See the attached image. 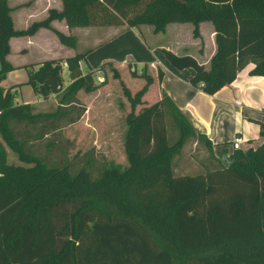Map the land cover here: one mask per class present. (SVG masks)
Returning a JSON list of instances; mask_svg holds the SVG:
<instances>
[{
    "label": "trees",
    "instance_id": "1",
    "mask_svg": "<svg viewBox=\"0 0 264 264\" xmlns=\"http://www.w3.org/2000/svg\"><path fill=\"white\" fill-rule=\"evenodd\" d=\"M11 10L0 0V264H264V118L260 144L226 149L204 169L184 172L177 157L201 135L165 93L136 111L154 81L149 63L141 69L129 63L132 76L145 79L135 93L114 60L94 69L87 52L32 64L36 93L60 95L52 111L16 101L15 85H4L14 68L12 36L47 27L77 46V36L54 20L70 28L150 24L155 32L191 22L195 37L210 21L217 50L209 67L190 53L161 50L176 68L192 67L190 82L213 94L250 63L252 74L264 75V0H62L61 9L22 29ZM107 69L121 79L132 107L124 135L128 165L111 161L94 173L91 160L75 168L64 156L71 142L62 129L86 110L78 91L108 83ZM96 71L105 72L103 80ZM8 148L22 164L9 162Z\"/></svg>",
    "mask_w": 264,
    "mask_h": 264
},
{
    "label": "crops",
    "instance_id": "2",
    "mask_svg": "<svg viewBox=\"0 0 264 264\" xmlns=\"http://www.w3.org/2000/svg\"><path fill=\"white\" fill-rule=\"evenodd\" d=\"M8 2L12 7L11 16L14 26L18 29L27 28L34 21L45 18L52 7L62 8V0H8ZM209 23L210 21L201 22V35L195 37L193 35L194 25L191 22H170L165 30L155 32L153 25L150 24H141L138 27L99 25L70 28L64 20H54L52 24L56 28L77 36V46L70 47L63 44L58 36L47 27H41L32 35L12 36L10 39L11 52L8 58L14 68L7 73L4 85H15L16 101L18 102L33 103L41 111H46L51 104L56 107L59 94H51L48 98L41 97L29 82L31 65L33 64V68H36L37 62L45 59L65 58L77 52H87L86 60L94 68L96 63H93V60L97 59L94 55L99 47L123 34L124 31L133 30L137 38L147 46L152 54L155 55L157 50L161 52V54L155 55V60L143 61L139 67L135 62L140 69L144 63H149V72L154 77V81L143 95V103L138 105L137 111L144 105L158 101L165 93L201 135L196 136L199 142L195 140L190 143L191 149L183 148V161L178 162L180 170L189 172L191 168L204 169L213 161L216 162L222 151L226 149L232 151L230 142L236 134L242 135L244 139L242 148L260 144L263 141L260 135V121L264 118V75L251 73L254 63L241 69L230 84L210 94L190 82L189 77L194 73L192 67L176 68L163 54L161 48H170L176 53H190L209 67L210 59L217 50L215 28L212 22L211 29L205 30ZM170 28L176 34V39L173 42L165 43L161 41L160 37L169 33ZM82 31L87 32L84 39L79 33ZM185 32L189 36L188 42L184 40ZM102 36L105 37L102 38ZM81 66L84 70L87 68L83 61H81ZM159 68L163 70L162 79H159L158 76ZM129 72L130 70H126V75L134 78ZM135 78L139 79L136 89L128 86L132 93L138 91L145 84L143 77ZM98 91H100V87L94 90V93ZM237 100H240L241 103H237ZM87 103L90 106L89 101ZM127 104L130 107L131 103ZM99 119L105 125L109 121L112 123V118L109 116L102 118L99 115ZM113 126V124L107 125L110 132L114 131ZM93 127L97 132L100 131L97 125H93ZM127 127L126 123L125 131ZM194 151L204 155L203 158L196 157L199 159L196 164L188 156V152Z\"/></svg>",
    "mask_w": 264,
    "mask_h": 264
},
{
    "label": "rangeland",
    "instance_id": "3",
    "mask_svg": "<svg viewBox=\"0 0 264 264\" xmlns=\"http://www.w3.org/2000/svg\"><path fill=\"white\" fill-rule=\"evenodd\" d=\"M210 24L211 22L205 27L206 31L211 29L212 25ZM79 33L82 39H84L87 34L85 31ZM103 37L105 36H102V38ZM187 38L189 39V36L185 32L184 40L188 42ZM160 39L165 43L173 42L176 39V34L173 32V29L170 28L169 33L161 35ZM95 52L94 57L97 59L93 60V63H96L94 69H97L105 60H114L115 64L120 69L122 79H124L127 86L134 89H136L139 79L135 77L130 78L126 75V70L129 71V63L135 64L136 62L139 67L141 62L153 61L156 59L155 55L161 54L158 50L155 52V55L152 54L147 46L137 38L133 30L124 31L123 34H120L104 46L99 47ZM111 73L112 72L107 69L106 76L108 78V84L105 86L101 85L100 91L94 93V91L87 92L81 89L78 92V99L85 105L86 110L78 121L70 123L62 129L64 138L71 142L69 146L67 145L68 147L66 146L64 156L74 164L75 168L82 166L84 162L88 160L92 161L91 169L94 173H97L98 169L103 164L111 161L121 163L125 167L128 165L124 146V135L126 132V117L132 107L131 105L129 107V104H127L130 101H128L129 99L124 93L121 79L112 77ZM104 75L105 72L96 71L97 82L99 81V76ZM62 77L65 86L70 82L66 66L63 68ZM59 97L60 95L57 96L56 104L58 103ZM87 101H89L90 106H88ZM56 107L51 104L46 111H52L56 109ZM138 108L139 106L137 105L136 111ZM99 115H101L102 118L103 116L104 118L108 116L112 118V123L110 121V123H106L107 125L113 124L115 128L114 131L110 132L107 125L99 119ZM93 125H97L100 131L97 132ZM184 148L189 149L190 144H187ZM230 153L231 151H228V154ZM188 154L190 160L195 164L199 160L196 157L203 158L204 156L198 151L188 152ZM8 160L9 162L17 164L23 163L17 157V154L10 148H8ZM180 161H183L182 153L177 157V164ZM190 171L194 172L195 169L191 168Z\"/></svg>",
    "mask_w": 264,
    "mask_h": 264
},
{
    "label": "built area",
    "instance_id": "4",
    "mask_svg": "<svg viewBox=\"0 0 264 264\" xmlns=\"http://www.w3.org/2000/svg\"><path fill=\"white\" fill-rule=\"evenodd\" d=\"M133 69H134V68H133ZM139 71H140V70H139ZM99 79H100V80H103V79H104V76L99 77ZM236 102H237V103H241L240 100H237ZM243 141H244V139H243L242 135H240V134H236V135L233 137V139L231 140V142H230V148H231L232 150L237 149V148H242V143H243Z\"/></svg>",
    "mask_w": 264,
    "mask_h": 264
}]
</instances>
